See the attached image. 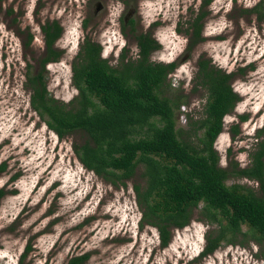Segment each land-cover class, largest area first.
I'll use <instances>...</instances> for the list:
<instances>
[{
	"label": "rangeland",
	"instance_id": "374dc122",
	"mask_svg": "<svg viewBox=\"0 0 264 264\" xmlns=\"http://www.w3.org/2000/svg\"><path fill=\"white\" fill-rule=\"evenodd\" d=\"M98 1L104 2L73 1L68 10L53 14L64 32L56 44L61 57L43 73L51 95L69 106L78 95L73 63L85 39L100 43L102 57L117 66L123 54L138 57L135 34L148 31L161 44L151 60L178 65L162 94L180 97L177 128L182 139L197 143L203 132L198 125L205 117L208 91L196 82L198 61L203 57L236 73L232 83L242 100L225 117L215 147L221 166L231 171L235 163L237 169L250 166L264 139V20L253 11L264 0H144L132 32L120 31L116 15H94ZM202 11V39L197 41L193 24ZM41 20L38 0L0 2V188L6 191L0 205V264H66L83 253L91 254L87 264H118L120 257L119 264H264V241L252 232L195 257L220 227L206 217L203 204L162 247L155 227L136 223L143 211L136 186L147 185L144 165L128 180L102 178L76 152L75 146L87 139L83 132L59 137L48 127L31 105L28 80L42 69L45 56ZM54 180L61 182L62 198L54 199L57 190L47 191ZM232 183L259 187L234 171Z\"/></svg>",
	"mask_w": 264,
	"mask_h": 264
},
{
	"label": "trees",
	"instance_id": "16d2710c",
	"mask_svg": "<svg viewBox=\"0 0 264 264\" xmlns=\"http://www.w3.org/2000/svg\"><path fill=\"white\" fill-rule=\"evenodd\" d=\"M253 11L264 20V1ZM201 18L193 24L197 41L202 39ZM50 29L42 69L28 76L32 107L59 137L83 132L87 139L75 146L76 152L87 169L105 179L128 180L139 164L144 165L147 185L136 186L137 198L144 221L159 228L162 247L169 245L174 229L190 224L201 204L206 217L220 226L216 235L208 236L202 255L214 252L224 241L234 242L238 234L252 232L264 241V139L252 154L251 165L237 169L235 163L232 171L220 165L215 147L225 117L242 100L232 83L236 73L203 57L198 61L196 82L207 89L208 97L205 117L198 125L203 132L195 143L182 139L177 128L180 97L162 94L178 65L151 60L161 48L151 33L135 34L138 57L126 59L123 54L117 66L102 57L100 43L90 39L82 43L79 59L73 63L78 95L69 106L51 95L43 74L51 56L58 60L62 55L52 47L62 29L58 24L56 33ZM233 171L257 181L258 189L228 184ZM5 195L0 189V204ZM88 257L72 258L68 264H84Z\"/></svg>",
	"mask_w": 264,
	"mask_h": 264
},
{
	"label": "flooded vegetation",
	"instance_id": "af4514ba",
	"mask_svg": "<svg viewBox=\"0 0 264 264\" xmlns=\"http://www.w3.org/2000/svg\"><path fill=\"white\" fill-rule=\"evenodd\" d=\"M1 1L2 0H0V2ZM17 1H20L21 4L23 5L24 0H13V3H15ZM73 1L75 3L77 0H38V7L42 10V13H43V21L41 20V31L43 33L45 56H47L48 52H49L48 51V40H49L48 39V30H49V28H51L50 30L52 31V33H56V31H57L56 30V24H58L62 29V33L60 34V36H58L52 44V47L55 49L57 48V46H56L57 41L60 40V38L62 37L63 32H64V30L61 26V23H59L60 22L59 19H56L57 17H53V14L55 16H57L59 11H61L63 9L68 10L70 8L69 6H70L71 2H73ZM142 2L144 3V0H104V2L98 1L96 8L94 9V15H101V14H103V16H105V15L106 16L107 15L108 16L109 15H111V16L116 15V16H118L120 31L123 32L125 29H127L128 32L129 31L132 32L135 29L136 17L138 14H140L139 4L141 5ZM209 2H210V0H205L204 3L208 4ZM119 3H121L120 6L117 5ZM258 5H259V3L256 5V7ZM87 12H89V11H87ZM204 13H205V11H202L201 13H198L196 16L197 17H199V16L205 17ZM87 25H88V20H86L84 22V26H87ZM193 29H194V27H193ZM141 33H150V32L147 31V32H141ZM86 40L87 39H85L83 41V43ZM90 40H92V39H90ZM92 41H94V40H92ZM94 42H96V41H94ZM55 61H58V60H55L54 56H51L50 62H55ZM90 171H92V170H90ZM94 173H96V172H94ZM98 176H100V175H98ZM14 178H16V177H14ZM102 178H104V177H102ZM58 182L59 181L54 180L48 186L49 189H47V191L51 190L50 193L53 192L54 190H57V193L54 194V199L56 197L62 198L64 195V191L62 190V188H60L61 182H59V183ZM0 189H2V188H0ZM2 199H1V201H2ZM140 208H141V206H140ZM141 210H143V209L141 208ZM139 211H140V209H139ZM141 212H142L141 217L139 218V220L136 223L138 225L139 224H146V225H151V226L155 227L159 232L158 237L160 239L159 228L157 226H154V225L144 221L143 211H141ZM84 218H86V217H84ZM160 245H161V240H160ZM135 246H136V244L132 248H134ZM204 251H205V249H202L201 251L198 252V254L195 255V257H199L200 255L202 257H204V256L208 255V254L202 255ZM84 255H89L88 259L84 262V264H87V262L90 258V255H91L90 253H83L80 255H74L67 261L66 264H68L72 258L84 256ZM122 260H123L122 257H120L117 263L119 264L120 262H122Z\"/></svg>",
	"mask_w": 264,
	"mask_h": 264
}]
</instances>
